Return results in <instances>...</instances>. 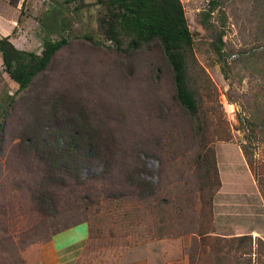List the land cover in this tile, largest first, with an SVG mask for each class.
I'll return each instance as SVG.
<instances>
[{"label": "rangeland", "instance_id": "1", "mask_svg": "<svg viewBox=\"0 0 264 264\" xmlns=\"http://www.w3.org/2000/svg\"><path fill=\"white\" fill-rule=\"evenodd\" d=\"M181 1L196 119L158 43L107 40L109 0H0V40L36 54L69 42L18 94L0 53V264H41L58 232L77 243L67 264H222L219 247L241 236L252 241L231 259L264 264V0ZM83 120L103 162L88 150L81 182L47 187L57 199L42 214L36 146L62 149ZM208 161L218 187H204Z\"/></svg>", "mask_w": 264, "mask_h": 264}, {"label": "trees", "instance_id": "2", "mask_svg": "<svg viewBox=\"0 0 264 264\" xmlns=\"http://www.w3.org/2000/svg\"><path fill=\"white\" fill-rule=\"evenodd\" d=\"M215 3L210 2L209 10L205 13L207 16L212 14ZM103 24L107 40L114 42L118 50L121 49L125 37L129 41L128 49L131 50H141L153 43L159 44L172 71L176 99L190 117L196 119L199 103L190 88L187 69V62L192 57L194 40L182 1L109 0ZM68 43L67 39L48 41L42 53L36 54L17 49L9 37L2 38L0 53L6 72L19 86L17 94L27 90ZM105 149L98 133L93 131L90 122L85 120L83 126L76 128L75 135H71L62 149L58 145H37V156L43 162L46 180L45 188L42 189L44 191L36 198L39 212L49 215L46 204L57 199L53 191L46 190L47 187L54 186L59 179H73L80 183L83 179L82 170L89 166L90 157L86 152L91 150L92 156L97 157L96 160L99 159L102 164L104 159L102 153ZM105 163H107L106 159ZM206 167L208 170L205 174L204 187L220 186L219 177L215 175L213 179L211 176V170L215 167L210 161ZM248 240L252 241L250 236H241L234 238L230 243L226 241L228 244L219 247L218 253L222 254V258L220 257L222 264L226 262L237 264V258L231 259L229 255L235 248L238 250L234 252L246 248L249 244ZM234 241L238 242L236 247ZM224 252L227 254H223Z\"/></svg>", "mask_w": 264, "mask_h": 264}, {"label": "crops", "instance_id": "3", "mask_svg": "<svg viewBox=\"0 0 264 264\" xmlns=\"http://www.w3.org/2000/svg\"><path fill=\"white\" fill-rule=\"evenodd\" d=\"M63 240H69V239H65L62 237V235L59 234L54 236L51 242L47 243L42 247L41 264H51V263L54 264L55 259L57 261L56 264H67L70 261L71 252H68L67 249L77 243L72 242L67 245H64ZM63 258L65 259L63 260Z\"/></svg>", "mask_w": 264, "mask_h": 264}]
</instances>
